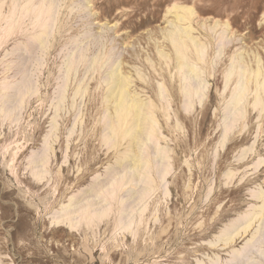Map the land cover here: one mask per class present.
<instances>
[{"label":"rangeland","instance_id":"rangeland-1","mask_svg":"<svg viewBox=\"0 0 264 264\" xmlns=\"http://www.w3.org/2000/svg\"><path fill=\"white\" fill-rule=\"evenodd\" d=\"M53 1L46 50L31 38L45 16L26 11L24 0L12 29L0 15V92L27 74L35 88L21 101L10 96L4 107L12 111L0 115V264H264V205L256 214L264 192V108L252 105L253 81L243 115L224 127L236 80L226 79L231 58L241 55L255 69L257 56L264 74V0ZM173 3L195 9L193 34L204 46L201 60L191 45L187 52L205 86L201 103L195 98L191 106L166 37ZM116 65L129 76V90L150 103L158 125L142 148L149 163L141 177L151 187L142 200L139 176L129 181L130 162L121 163L128 137L105 139L113 108L103 97ZM47 143L38 176L40 164L31 160ZM158 149L167 167L163 180L153 167ZM86 201L93 204L86 212L106 214L88 225L80 210L59 219L63 206L76 210ZM132 218L140 220L133 229L118 223Z\"/></svg>","mask_w":264,"mask_h":264},{"label":"bare ground","instance_id":"bare-ground-1","mask_svg":"<svg viewBox=\"0 0 264 264\" xmlns=\"http://www.w3.org/2000/svg\"><path fill=\"white\" fill-rule=\"evenodd\" d=\"M21 1L22 0H9L8 11L6 14H3V7L8 2H6V0H0V15L3 17V20H5V26H8L9 29H12L14 26H16V8L19 6ZM32 1L33 0H24L23 7L25 8V10L26 11L31 10L32 12H34L35 16H37V17L38 16H43V17L45 16V17H44L43 22L40 24L41 30L38 33L35 32V34L32 35L31 38L35 39L38 42V45L42 50H46L47 46H48V37H49V21H47L46 19L53 16V14H54L53 13L54 1L53 0H40L36 6L32 4ZM194 10L195 9H193V7L190 5H186V4L181 5V4H177V3H173L171 6H169L167 8L168 13L173 12L174 21L169 22L171 24V29H169V31H167L166 37L174 49L175 60H176L175 68L179 74L180 81H183V85H182V87H180V89H181V93H183V95H184V101H185L186 106H191L193 104V101L195 98L198 100L199 103H201V100L204 96V89H205L204 84H202V81L199 78L198 66L194 62L190 61L189 56L187 54L188 49L189 48L192 49L190 47V45H191L193 47L192 51L193 52L196 51V53L198 55V60H201L204 56V46L202 44H200L198 37L194 36V34H193V31H194L193 27L194 26H192L191 20H192V17L196 15V12ZM218 25H219L218 22H214L212 29L216 28ZM225 27H227V24H225ZM3 29L4 28H2V30ZM22 29H24V28H22ZM8 34H10V33H8ZM0 36H1V34H0ZM227 37H229V36H227ZM163 51L160 50L158 52L160 56H166V54L163 53ZM72 57H73L72 55L69 56L67 61H65V73H67L69 71L70 67L72 66V63H73ZM80 57H82V56H80ZM242 58L243 57L241 55L236 56L233 60L231 58L232 62H231L230 67L228 68V71L226 74L227 83L231 80L233 75H236V80H234L235 81L234 87H233V90L231 91V96H230L229 103H228V109L230 110V114L228 113L229 115L226 117V120L224 123L225 129H229L231 127V125L236 120L235 118L237 116L243 115V109H244L243 104L246 100L247 94L249 93L248 83L250 81H253L254 86H255V89L252 92L253 93V100H251L252 105L254 107H259L258 111L259 110L262 111L264 108V101H263V97H264V74L262 73V70L260 67V59L257 56H255L256 67H255V69H252L250 67H247L244 64ZM95 59L96 58L93 57V60H95ZM173 71H174V69H173ZM131 73H133V72H131ZM97 74H99V73H97ZM162 76H163V74H162ZM106 83H107V87H106V91L104 93L103 99L107 103H110L112 105L113 113L109 114L105 120L106 130H108V133L106 134L105 139L107 142L115 143V138H116V135L118 134V132H121V136L123 138L128 137V139H129L128 145H127L126 150L122 153L121 163L123 161L130 162V164L127 168L128 172L130 173V178L128 179L129 181L131 180V181L136 182V179H134L133 176H134V174H137L139 176L138 182H136L135 184L137 185V183H140L142 186L136 191V193H137L138 199L142 200L143 197L145 196L146 192L151 189L150 186H147L148 179L145 176L141 177V176H143V170L148 169V163H149V161L142 156V151H143L142 148L145 145V141H148V140L150 141V139L152 138V131L154 130V127H156L158 125H157V123L153 117V112L151 111V109L148 108L150 103L145 102L144 100L138 98L137 93L135 92L136 90L135 91L129 90L130 78H129V76L122 74V72L119 69V65H116L108 73V75L106 77ZM60 84H62V83H60ZM65 87H66V84H64V86L63 85L61 86L59 98L57 101L58 103H56V105H55L56 108L64 102ZM34 91H35L34 85L32 83L30 75H28V74L27 75H21V78L19 80H16V81L11 82V83H7L2 88V91L0 92V101H1L0 102V115L7 116L12 111V109L4 107V102H6L10 98V96H15L14 97L15 100H16V96H17V98L21 101L24 95H26L27 93L34 92ZM149 92H150V90H149ZM229 92H230V90H229ZM145 94H148V93H145ZM159 95L162 97V95H163L162 90H159ZM149 97H151V96H149ZM152 99H153V97H152ZM157 107H158V105H157ZM157 118H156V120H157ZM175 123H177V122H175ZM224 140H225V138H224ZM160 147H161V145H160ZM50 149H51L50 143L49 144L47 143L45 145L43 151L40 152L36 158L31 160V162L36 164V165H37V163L40 164L39 165L40 169L36 173V175H38V176H40L42 174V172L45 171L44 168H42V167L47 160V155H48L47 152ZM135 149H138V153L135 152ZM160 151L158 149V153L156 155L158 162H156L153 167H154V171L157 174L158 178L160 180H163L165 168H167V167H164V163H163L164 157H163L162 153H160ZM152 160H155V159H152ZM170 165H172V164H170ZM36 167H38V166H36ZM112 184L113 183H111V185H110L111 187H112ZM129 184H130V182H129ZM113 192H114V189L112 190L111 193H113ZM258 197H260L262 199V204L258 207V211L256 212V214H259L261 212V207L264 205V192L258 193ZM118 200L120 203H123L126 199H123L122 197H120ZM86 202H87L86 204L80 206L81 208H75L76 210H73L74 207H72L70 204L63 206L59 219H62L61 221L68 220V217L70 214H72V213L74 214L75 212H78L80 210L83 213V215H81L79 218L80 222L84 221L85 224L88 225L91 222H95L96 221L95 218H99V217L104 216L106 214V212H107L106 209L93 210L90 212H86V209H88V207L93 206V204H91L89 201H86ZM256 214H254V215H256ZM70 221H71V219L69 218V221H67V222L69 223V225H72L73 223ZM76 222H79V221H76ZM139 222H140V220H139ZM139 222L136 223L133 220V218L128 219L124 223L122 222L121 219L118 220V223L120 225H122L124 227V229H126V230L133 229L134 227H137L140 224ZM253 239H254V236L251 235V239L247 240L245 245L247 243H249L250 241H252ZM237 255H238V252H237Z\"/></svg>","mask_w":264,"mask_h":264}]
</instances>
